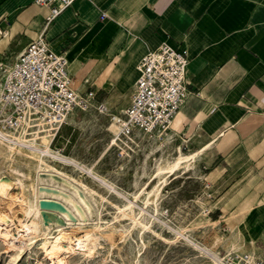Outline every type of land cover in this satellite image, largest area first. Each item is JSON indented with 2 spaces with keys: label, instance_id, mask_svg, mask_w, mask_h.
<instances>
[{
  "label": "crops",
  "instance_id": "obj_1",
  "mask_svg": "<svg viewBox=\"0 0 264 264\" xmlns=\"http://www.w3.org/2000/svg\"><path fill=\"white\" fill-rule=\"evenodd\" d=\"M47 14L35 0H0V55L43 34L82 92L128 95L148 52H187L192 94L173 129L203 151L206 184L225 186L243 230L264 237V0H77L48 26Z\"/></svg>",
  "mask_w": 264,
  "mask_h": 264
},
{
  "label": "rangeland",
  "instance_id": "obj_2",
  "mask_svg": "<svg viewBox=\"0 0 264 264\" xmlns=\"http://www.w3.org/2000/svg\"><path fill=\"white\" fill-rule=\"evenodd\" d=\"M8 40L0 51L7 48ZM21 53L14 56L0 55V64L13 62ZM2 79L3 71L0 69V89ZM73 87L80 91V81L73 83ZM131 93L127 95L118 91L108 95L100 90L96 104L76 111L59 128L51 144L57 155L75 161L73 164H64L51 159L52 165L77 178L94 196L91 202L96 214L88 218L79 236L98 223L104 229L97 236L93 255L68 254L66 263L213 264L202 249L225 257L232 254L230 246L233 243L238 245L237 252L253 253L263 258L264 237L251 232L248 224L243 230L240 225L243 220L245 222V218L239 216L238 212H231V200L227 202V208L224 205L226 202L221 199V195L225 186L212 187L206 184L204 168L207 166L201 161L189 170L169 175L160 196L155 201L151 198L147 206L143 201L134 199L143 189H147V192L153 190L158 184V179H153L157 165L175 156L178 147L184 153L197 148L178 132L167 142L163 140L164 136L152 140L145 133H139L133 136L137 144L129 141V146L125 144V148L110 145L112 133L108 128L112 116L101 114L99 106H109L111 114L115 115L126 108ZM168 134L172 135L171 132ZM77 164L78 168L84 169H78ZM12 166L30 170L24 164L15 162L14 157L4 159L0 155V176L10 178ZM95 173L100 176V180L95 178ZM13 192L20 193L18 185L14 186ZM129 204L140 217L137 227L132 223L134 214L128 217L121 213ZM13 207L18 217L22 218V206L16 204ZM1 213L6 218L13 216L9 200L0 197ZM17 225L20 226L18 222ZM65 229L71 231L69 226ZM251 239H256L257 245L254 241L249 242ZM0 264H56V260L46 256L39 244L14 250L0 236Z\"/></svg>",
  "mask_w": 264,
  "mask_h": 264
},
{
  "label": "built area",
  "instance_id": "obj_3",
  "mask_svg": "<svg viewBox=\"0 0 264 264\" xmlns=\"http://www.w3.org/2000/svg\"><path fill=\"white\" fill-rule=\"evenodd\" d=\"M77 0H35L47 10L50 25ZM106 14H102L104 19ZM189 58L169 44L148 52L138 65L128 106L116 114L122 138L139 133H172L173 123L191 96L188 86ZM0 132L23 131L31 135L41 125L60 128L78 110L96 104L97 92L73 87L70 63L57 54L44 35L31 42L13 62L1 63ZM227 264H264L249 253L232 254Z\"/></svg>",
  "mask_w": 264,
  "mask_h": 264
},
{
  "label": "bare ground",
  "instance_id": "obj_4",
  "mask_svg": "<svg viewBox=\"0 0 264 264\" xmlns=\"http://www.w3.org/2000/svg\"><path fill=\"white\" fill-rule=\"evenodd\" d=\"M7 40V36L0 35V48L6 45ZM78 81L74 80V83L76 84ZM1 93L0 89V99ZM99 107L101 114L112 116V123L108 128V131L112 133L110 145L124 147L126 144L128 147L129 141L137 144L133 136L122 138L120 126L115 121L116 114H111L109 106L101 105ZM58 130V127L41 125L29 135L31 137H28L26 131L16 135L0 132V155L4 159L14 157L15 162L24 164L30 169L24 171L18 166H12L9 175L11 179L0 176V197L9 200L13 212V216H7V218L5 214H0V236L14 250L28 249L39 244L46 256L56 260V264H67L65 257L68 254L88 257L93 255L97 247V236L104 229L101 223H98L94 225L93 229H87L83 236L78 234L84 228L82 226L89 221L88 218L94 217L96 214L95 207L91 202L94 196L81 181L62 169L55 168L52 161L50 162L51 159H56L64 164L75 163L74 160L61 157L52 150L51 144ZM175 134L177 131L173 129L172 135L158 134L155 135L156 137L147 133L145 135L152 140L164 136L163 140L167 142L171 141ZM161 144L163 146L164 143ZM202 155L203 151L184 153L181 147H178L175 156L157 165L153 179H158V184L153 190L147 192V189H143L141 193L135 195L134 199L143 201L146 206L151 202V198L155 201L160 196L161 188L167 182L169 175L191 169L200 161ZM94 176L100 180L98 174L95 173ZM15 185L19 187V194L13 192ZM16 204L23 208L22 218H19L17 212L14 211L13 206ZM46 213L51 216H47ZM121 213L128 217L134 214L132 223L134 227L138 226L140 217L134 213L131 204L126 205ZM140 214L143 212L140 211ZM16 220L20 226L17 225ZM66 226H69L71 231H67ZM237 250V243L231 244L230 252L241 254ZM202 251H205L213 264H227L226 257L232 255L222 257L207 249H202ZM250 255L254 259L257 257V254L250 253Z\"/></svg>",
  "mask_w": 264,
  "mask_h": 264
}]
</instances>
